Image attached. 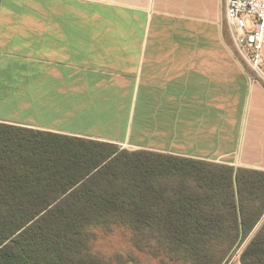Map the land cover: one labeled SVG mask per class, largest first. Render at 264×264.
<instances>
[{
  "label": "crops",
  "instance_id": "1",
  "mask_svg": "<svg viewBox=\"0 0 264 264\" xmlns=\"http://www.w3.org/2000/svg\"><path fill=\"white\" fill-rule=\"evenodd\" d=\"M225 9L0 0V122L264 172V78ZM249 243L264 247V215Z\"/></svg>",
  "mask_w": 264,
  "mask_h": 264
},
{
  "label": "trees",
  "instance_id": "2",
  "mask_svg": "<svg viewBox=\"0 0 264 264\" xmlns=\"http://www.w3.org/2000/svg\"><path fill=\"white\" fill-rule=\"evenodd\" d=\"M263 215L262 171L0 122V264H109L92 240L115 226L172 262L222 264ZM263 253L249 243L240 264Z\"/></svg>",
  "mask_w": 264,
  "mask_h": 264
},
{
  "label": "built area",
  "instance_id": "3",
  "mask_svg": "<svg viewBox=\"0 0 264 264\" xmlns=\"http://www.w3.org/2000/svg\"><path fill=\"white\" fill-rule=\"evenodd\" d=\"M225 26L235 51L264 78V0H226Z\"/></svg>",
  "mask_w": 264,
  "mask_h": 264
},
{
  "label": "rangeland",
  "instance_id": "4",
  "mask_svg": "<svg viewBox=\"0 0 264 264\" xmlns=\"http://www.w3.org/2000/svg\"><path fill=\"white\" fill-rule=\"evenodd\" d=\"M92 245L109 264H183L172 262L163 251L151 253L152 248L157 249L155 246L146 250L139 249L133 240V232L121 226H115L110 233L98 231ZM243 248L244 245L230 260H225L222 264H240Z\"/></svg>",
  "mask_w": 264,
  "mask_h": 264
}]
</instances>
